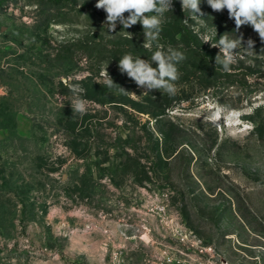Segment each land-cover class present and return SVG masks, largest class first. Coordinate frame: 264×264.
<instances>
[{
    "label": "rangeland",
    "instance_id": "rangeland-1",
    "mask_svg": "<svg viewBox=\"0 0 264 264\" xmlns=\"http://www.w3.org/2000/svg\"><path fill=\"white\" fill-rule=\"evenodd\" d=\"M97 2L0 0V99L24 105L0 130V141L13 139L0 145V264H161L177 222L232 264H264V42L249 25L236 32L227 10L214 12L206 0L203 16L182 9L216 55L222 35H242V44L210 89L200 91L199 73L177 80L169 107L154 116L107 89L108 51L125 43V32L144 34L141 24L119 22L109 31ZM73 42L102 50L80 53L65 74L45 64ZM75 85L89 102L76 151L66 135L67 117L78 115L70 112ZM86 85L97 87L102 105ZM145 91L137 87L130 99L153 108ZM34 99L46 107L31 115L25 105Z\"/></svg>",
    "mask_w": 264,
    "mask_h": 264
},
{
    "label": "clouds",
    "instance_id": "clouds-1",
    "mask_svg": "<svg viewBox=\"0 0 264 264\" xmlns=\"http://www.w3.org/2000/svg\"><path fill=\"white\" fill-rule=\"evenodd\" d=\"M172 3L173 0H98L96 4L97 9H102L106 13L105 23L108 25L109 31H115L117 22L124 29L140 23L144 34L143 47L155 44L157 50L153 52L151 60L134 58L131 54H125L118 62L121 74H126L138 87L147 90L143 94H148L151 90H163L170 96L176 93L174 82L179 77L177 65L186 57L182 52L171 47L165 51L164 46L159 43L162 30L161 17L165 11L172 10ZM206 3L214 12L226 9L229 19L234 20L236 32H239L242 26L249 25L264 42V0H206ZM200 4L201 0H181L182 9L189 10L197 17L204 15ZM125 13H128L127 17H125ZM150 13L154 14L149 15ZM127 33L128 37L132 39V34ZM242 40V35L235 40L229 39L227 35H222L218 43L212 45V47L219 48V53L215 56V64L221 65L225 72H230L231 65L236 62L235 50L242 44ZM254 43L249 39L247 41L248 49H252ZM152 62H155L157 66L152 67ZM104 83L108 88L118 86L122 93H128L123 87L114 83L107 71ZM71 90L74 93V98L70 103L72 111L80 115L86 114L89 102L79 96V85L72 86ZM222 110L218 109L217 111ZM215 117L216 112L214 111L209 114L208 119L216 124Z\"/></svg>",
    "mask_w": 264,
    "mask_h": 264
},
{
    "label": "trees",
    "instance_id": "trees-1",
    "mask_svg": "<svg viewBox=\"0 0 264 264\" xmlns=\"http://www.w3.org/2000/svg\"><path fill=\"white\" fill-rule=\"evenodd\" d=\"M184 22L181 4L176 0L172 10L168 13V17L161 24L162 30L160 32L159 39L164 43H170V45H163L165 51L171 47L182 52L186 57L185 60L177 65L179 71V77L177 80H188L190 77H195L199 73V78L203 81L201 83L200 91L205 93L212 86V84H210V80L214 75L218 74L220 69V65L215 64L216 51L214 49L204 47V45H202L197 38V34L194 33V31H192ZM139 24L140 23H137L136 26ZM124 34L126 35L123 41L125 43L114 45L110 51L106 49L103 51H108L111 54L110 59L114 68L111 70L109 75L112 77L115 84L123 87L126 91H128V93H122L118 86L113 88L107 87V89L111 93L118 94L122 97L124 99V104L131 105L136 111H149V113L154 116L162 115L165 109L170 105L171 99L169 98V95L163 90H151L145 97L144 101L147 104H150V106L152 105L153 108H148L140 103H136L130 99V94L138 86L134 81L129 79L126 74H121L118 68V62L125 54H131L134 58L140 57L141 59L151 60L153 52L157 50L155 44L145 48L143 47L144 43H140V41L144 39V35H132V39H130L127 35L128 33L125 32ZM177 36L179 37V40H177ZM135 40L139 42H136ZM101 50L102 49L95 50L82 47L78 44V42L61 44L53 49V52L50 54L49 59L45 62V64L50 67V69H54L53 66L56 64L61 65L63 67L60 68V70L63 69V71L61 70L60 72L65 74L67 71L76 67L77 60L81 58L79 56L80 53H83L84 58H90L91 54L95 53V51ZM151 66L156 67L157 65L155 62H152ZM61 75L56 74V76ZM84 91L88 95H92L95 99L94 101L98 105H102L100 98H97L100 97V93L96 92L97 87L86 85L84 87ZM120 103L123 102L120 101ZM17 105H19V108H17ZM25 106L31 115H35V113H39L42 107H46V104H41L39 100L34 99L32 103L26 104ZM22 107H24L23 104H20L19 101L11 100L10 97L5 96L0 99V130L7 131L10 128L12 120L14 119V116H12L13 113H16L19 111L18 109H22ZM61 108L59 110L62 111L63 109ZM70 112H73L72 108L70 109ZM77 114L78 115L75 117H67L69 119H67L66 127V130L69 133L66 134L67 139L72 140V149H75V151L79 143L84 140L83 134L87 130V127L78 124L80 114ZM33 117L35 121L36 118L35 116ZM20 139L24 140L22 138ZM10 140L12 141L13 139H10V135H8L4 140L0 141V145L6 144L12 146V144H8ZM78 140L81 141L78 143Z\"/></svg>",
    "mask_w": 264,
    "mask_h": 264
},
{
    "label": "built area",
    "instance_id": "built-area-1",
    "mask_svg": "<svg viewBox=\"0 0 264 264\" xmlns=\"http://www.w3.org/2000/svg\"><path fill=\"white\" fill-rule=\"evenodd\" d=\"M170 235L172 245L164 250L159 259L161 264H232L218 254L214 246L203 245L190 230L178 222L171 226Z\"/></svg>",
    "mask_w": 264,
    "mask_h": 264
}]
</instances>
